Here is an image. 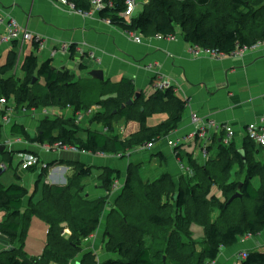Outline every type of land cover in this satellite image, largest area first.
<instances>
[{"label":"trees","instance_id":"16d2710c","mask_svg":"<svg viewBox=\"0 0 264 264\" xmlns=\"http://www.w3.org/2000/svg\"><path fill=\"white\" fill-rule=\"evenodd\" d=\"M91 1L71 0L76 9L83 12L92 9ZM103 1L108 5L100 11L102 18L144 38H169L181 29L184 39L193 46L217 49L226 55L264 41V0H149L143 12L130 19L122 16L126 0ZM16 61L17 53L13 52L8 63L0 64V99H6L8 106L14 101L17 107L27 109L75 108L74 117L62 115L44 119L34 142L58 143L73 146L77 151L126 157L136 147H147L166 138L183 121L187 101L178 98L172 86L157 89L150 103L143 102L140 96L132 105L123 108L122 105L136 94L128 79L118 84L103 83L99 95L90 100L84 98L87 86L75 81L68 70L53 69L50 61L39 69L35 54L25 58L22 69L26 77L21 83L2 79L15 67ZM81 68L84 69L83 64ZM37 72L45 79L44 86L40 85ZM93 103L100 110L92 120L103 124L106 131L84 127L77 120L78 113L89 110ZM158 112H167L168 119L157 126H149L148 117ZM120 119L129 123L122 136L112 133L114 123ZM12 131L30 138L22 125H14ZM215 144H218L217 156L207 165L197 166L204 176L202 181L207 179V184L188 183L185 188H178L169 174L154 182L143 181L135 167H130L122 193L108 213L106 248L109 253L117 254V259L99 262L95 254L85 253L78 264H212L223 249L238 244L245 237L262 234L264 160L254 157L257 146L249 141L244 143V163L234 142L225 147L216 136L210 146ZM188 157L192 167L191 153ZM71 164L75 174L68 178V183L44 184L42 198L31 202L25 211L27 187L21 184L6 186L0 182V211L5 214L0 221V235L11 243L9 248L0 250V264H71L83 253V242L98 230L120 172H107L102 179L106 195L93 201L86 196L82 184V180L92 174V169L82 162ZM29 170L35 172L36 166ZM242 172H245L243 179L235 181L234 177L242 176ZM257 178L258 187L254 183ZM139 182L142 185L138 189ZM238 192L243 198L229 202ZM246 201L252 202L248 214L243 212ZM215 210L220 212L216 220L213 219ZM23 214L24 229L34 215L49 226L47 243L39 256H30L25 251L24 239L19 247L15 246ZM193 224L204 229L199 251L185 239L189 235L193 237ZM66 228L70 233H64ZM247 254L239 264H264V252L252 250Z\"/></svg>","mask_w":264,"mask_h":264},{"label":"crops","instance_id":"0c3cea01","mask_svg":"<svg viewBox=\"0 0 264 264\" xmlns=\"http://www.w3.org/2000/svg\"><path fill=\"white\" fill-rule=\"evenodd\" d=\"M136 1L134 16L143 12L149 0ZM137 10H139L138 14H136ZM0 18L3 21L0 23V64L8 63L12 53H17L15 67L2 76L4 80L21 83L26 77L22 69L25 58L35 54L38 58L39 69L46 61H50L53 69L68 70L74 75L75 81L83 85L87 84V90L96 93V96L99 95V88L103 83L118 84L123 79H128L134 85L135 93L140 92L141 100L150 103L148 101L156 93L157 82L164 80L174 88V93L178 98L187 101L183 121L178 129L153 144L152 149L136 147L135 149L140 148L141 153L137 151L138 154H132L133 149L126 157L71 150L46 152L39 142L33 141V138L39 134L42 122L46 118L53 119L62 115L66 118L74 117L75 108L27 109L17 107L14 101L10 102L14 112L10 114V120L7 122L14 121L10 132L15 139H8L0 144V148H4L0 150L4 152L0 167L7 159L13 160L11 153L19 158L18 166H21V153H37L42 162L36 165V171L23 170L37 173L36 179L38 180L45 176V184L61 186L66 185L68 178L75 174L71 163L82 162L92 169V174L85 177L82 184L85 186L86 196L88 194L87 197L93 201L106 195L102 179L107 172L109 170L120 172L116 181V189L109 197L98 230L83 242V253L71 264L81 262L85 253L95 254L99 262L117 259L118 255L109 253L106 248L108 213L122 193L130 167H135L134 169L138 171L143 181L154 182L163 175L169 174L178 186L181 179L189 178L196 173V169L190 165L189 153L197 166H205L207 160L210 161L217 156L216 154L212 158L213 148L217 149L214 145L210 146L209 154L205 156L201 141L184 142V136L195 129L196 124L192 121L194 116L202 122L201 124L214 120L222 127H232L235 131L234 145L236 140H239L241 148L246 142L247 125L264 118V46L248 47L243 54L236 52L214 57L197 51L196 45L193 46L184 39L181 29L172 38L143 37L142 43H137L133 40V35L136 34L108 23L107 19L102 18L100 11L93 7L89 12L82 13L61 0H0ZM12 18L18 22L22 31H28L35 39L14 40L11 43L2 42L1 39L8 33ZM36 38L39 40L37 41ZM82 64L84 69L81 68ZM94 69L104 72L103 81L89 75V72ZM36 75L40 85L44 86L45 79L39 76L38 72ZM107 97L109 96L103 98ZM57 108L62 111L58 113ZM99 110L100 107L96 103L91 105L88 110L91 124L88 127L93 130L106 131L103 124L94 123L92 120ZM66 111H69L70 115H67ZM5 113L0 110L2 119L0 138L4 123H6L3 121ZM78 116L81 117V112ZM168 117L167 112L153 113L148 117V125L157 126ZM20 118L26 119L20 122ZM128 124L126 119L116 121L112 133L124 135ZM14 125L25 127L30 138L14 133L12 131ZM216 136L221 141L222 136L225 137L224 129L220 130ZM20 138L22 142H17ZM176 143L179 144L175 145ZM255 146L257 147L254 157L258 161L264 160V154L261 157L258 156V159L256 157L261 151L264 152V148L256 144ZM198 149L200 153H196ZM139 159L141 162L146 160L141 167L142 172L135 164ZM179 161L186 164L188 169H181ZM44 163L48 166L44 167ZM94 167L99 168L98 172H95ZM3 168L5 172L7 166ZM258 186L259 184L256 185ZM28 191L29 194L23 203V211L29 208L31 202H37L33 200L34 197H31L29 189ZM4 215V212L0 211V221L3 220ZM34 218L45 223L47 228L45 234L48 233V224L35 215L30 218L28 227L24 229L23 214L19 239L15 243L16 247L21 245V239H24V248L27 246L26 240L32 231ZM0 237L4 244V246L0 244L1 250L9 248L11 243L5 237L1 235ZM44 247L39 252L32 251L33 247L29 249L26 247V252L39 256L43 253ZM252 250L264 252V232L257 237H245L238 244L223 249L218 259L212 264H239L242 260V253Z\"/></svg>","mask_w":264,"mask_h":264},{"label":"built area","instance_id":"2783aa9c","mask_svg":"<svg viewBox=\"0 0 264 264\" xmlns=\"http://www.w3.org/2000/svg\"><path fill=\"white\" fill-rule=\"evenodd\" d=\"M61 2L68 4L72 6L73 8H76L75 5L71 2V0H61ZM91 5L93 9L101 11L108 4L104 2L103 0H92ZM110 5H112V3H110ZM136 5H137L136 0H126V7L124 11L122 12V16L127 17V18L133 17L135 14ZM79 11L82 13H87L81 10ZM1 22L3 21L0 18V23ZM107 22L111 23L110 20H107ZM134 34L136 35H133V40L137 43H142L143 37L137 33H134ZM174 36H171L169 38H172ZM158 38L163 39L162 36H158ZM33 39L35 38L32 36V34L29 33L28 31H22L18 22L12 18L10 20L8 33L4 37H2L1 41L4 43H11L14 40H33ZM36 40L38 41L39 39L36 38ZM262 46H264V41L258 42L252 47L260 48ZM195 48L197 51L198 50L202 51L214 57H221L225 55L224 53L218 51L217 49H204V48H200L199 46H195ZM247 49L248 47L237 49L232 54L236 52L243 54ZM169 87L170 85L164 80H159L157 82V89L159 90H165ZM0 110L6 112L5 116L3 117L4 122L9 121L11 117L10 114H12L14 111L12 110L11 106H8V102L4 98L0 99ZM192 121L196 124L195 129L192 132L187 133L184 136L183 140L184 142H193L196 140L201 141L202 151L203 153L205 152L204 153L205 156H208L209 154L208 150H209L210 145L212 144L218 132L222 129H224L225 131V137H222L220 142L225 147H230V145L234 142L235 131L232 127H226V126L222 127L214 120H210L208 122H204L203 124H201L202 122H200L196 116L192 118ZM246 133H247V138L251 142L264 148V118H262L258 122H253V123L248 124L246 128ZM17 142H22V139L21 138L18 139ZM178 144L179 143H176L175 145H178ZM41 148L46 152H56V151H62V150L77 151V148L73 146H67V145L62 146L61 144H58V143L53 144V145L48 144V143L41 144ZM20 158H21V167L22 169H25V170L30 169L31 167L36 166L42 162L40 155H38L37 153L23 152L20 154ZM179 164H180L181 169L183 170L188 169V166L184 164L183 162L179 161ZM43 165L44 167L48 166L45 163ZM1 167H6V165L2 164ZM247 256H248L247 252L242 253V259L247 258Z\"/></svg>","mask_w":264,"mask_h":264},{"label":"rangeland","instance_id":"374dc122","mask_svg":"<svg viewBox=\"0 0 264 264\" xmlns=\"http://www.w3.org/2000/svg\"><path fill=\"white\" fill-rule=\"evenodd\" d=\"M139 8H140V6H139ZM138 13H139V10H137L136 14H138ZM84 85H87V84H84ZM95 95H96V93L87 91L84 94V98H89L90 100H92L93 98H95ZM56 110L58 111V113L62 111L60 108H57ZM65 113L67 115H70L69 111H66ZM88 116H89L88 110L84 109L83 111H81V117L78 116L77 120L82 124V126L88 127L91 124L89 122V120L91 121V119ZM87 117L89 118L88 120H87ZM25 119L26 118H20L19 120H20V122H22ZM1 121H2V119L0 118V122ZM13 123H14V121L4 123V127L2 129V136L0 138V144H3L8 139H10V140L15 139L14 136L10 132V127ZM246 141L251 142L248 138H246ZM235 145L238 149L241 148V144H240L239 140H236ZM214 146L218 147V144H215ZM152 147H154V145L148 146L145 148H141V149L150 150V149H152ZM139 149L140 148L134 149L132 151L133 152L132 154H136L137 151L140 152ZM213 149H214V151H213L212 158L217 154V151H218L216 148H213ZM62 151H64V150H62ZM196 153H200V150L198 149ZM263 154H264L263 151H261L259 154H257V156H256L257 159H258V156L261 157V156H263ZM3 157H4V152L0 151V163L3 162ZM11 157L13 158L12 161H10V158H9L4 163L7 166V169L2 174V176L0 177V181L2 183H4L5 185L17 183V184H22V185L26 186L30 190L31 197H34L33 200L38 201L39 199L42 198L43 186H44L45 180H46L45 176H42L40 178V180L36 179L37 173H31L29 171L23 170L21 166H18L19 165L18 164L19 158L17 156H14V154H12V153H11ZM142 161L143 162H141V160L139 159L135 162L137 168L140 169L141 172H142L141 167L143 166V164H145L146 160H142ZM194 162H195V160H194ZM206 162L209 163L208 160ZM207 163H206V165H207ZM195 164H196V162L192 164V168L196 167V169H197L196 173L189 178L185 177V179L184 178L181 179L179 185L177 186L178 188H181V187L185 188L188 183H189V185H192L193 183H196V182H202L203 184L208 183L207 179H203V181H202V178L204 176L202 175L201 171L199 170V168H197V165H195ZM94 169H95V172H98V170H99V168H95V167H94ZM134 170H136V169H134ZM239 174H241V171L239 172ZM244 175H245V172H242V176L240 175L238 177V175H237L236 177H234L235 181L242 180ZM255 184L256 185L259 184L258 178L255 180ZM141 185H142V183L139 182L137 184V188L139 189L141 187ZM142 190H144V189H142ZM222 199L224 200V198H222ZM244 205L246 206L247 209L243 208V212H244V214H248L247 212L250 211V208L252 207V202L246 201ZM219 215H220V212L218 210H215L213 213V219L218 218ZM175 216H176V213H175ZM32 224H33L32 231H31L30 235L28 236L29 238L26 240L28 242V244H26L27 246H25L24 249H25V251H27V248L29 249V247H33L32 251L39 252L46 245L47 233L45 234V231L47 230V228L45 226V223L40 221L39 219L34 218ZM191 231L193 232V237L191 235H189L191 237L188 236V237H185V239L188 242H190L192 247H194V245H195L196 249L199 251V250H201V243H199V242L203 240L204 229H203V227H201L199 225L193 224L191 226ZM64 233H69V229L66 228L64 230ZM0 244H2L4 246V244L1 240H0ZM0 250H1V248H0ZM29 255L35 256L32 253H30Z\"/></svg>","mask_w":264,"mask_h":264},{"label":"water","instance_id":"95a60500","mask_svg":"<svg viewBox=\"0 0 264 264\" xmlns=\"http://www.w3.org/2000/svg\"><path fill=\"white\" fill-rule=\"evenodd\" d=\"M89 75L95 79H98V80H101L103 81L104 80V72L102 70H98V69H94L92 71L89 72ZM141 96L140 92H137L135 94V97L133 99H130L128 100V102L126 104H123L122 107H126V105H132L134 103V101L136 99H138L139 97ZM0 150H4L3 147L0 148ZM239 152L240 154L242 155L243 157V161L244 163H246V152H245V149L243 148H240L239 149ZM4 172V168L3 167H0V175ZM242 187V184H240L239 186V189ZM88 196V194H87ZM236 198H243V195L241 193H235L229 200V202H232L234 199ZM7 249V248H6ZM14 248H10V250H13Z\"/></svg>","mask_w":264,"mask_h":264}]
</instances>
